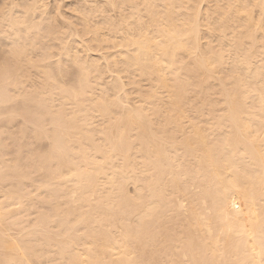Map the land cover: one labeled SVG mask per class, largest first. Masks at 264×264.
Returning <instances> with one entry per match:
<instances>
[{
    "label": "bare ground",
    "instance_id": "1",
    "mask_svg": "<svg viewBox=\"0 0 264 264\" xmlns=\"http://www.w3.org/2000/svg\"><path fill=\"white\" fill-rule=\"evenodd\" d=\"M0 264H264V0H0Z\"/></svg>",
    "mask_w": 264,
    "mask_h": 264
},
{
    "label": "rangeland",
    "instance_id": "2",
    "mask_svg": "<svg viewBox=\"0 0 264 264\" xmlns=\"http://www.w3.org/2000/svg\"><path fill=\"white\" fill-rule=\"evenodd\" d=\"M48 1H50V0H48Z\"/></svg>",
    "mask_w": 264,
    "mask_h": 264
}]
</instances>
